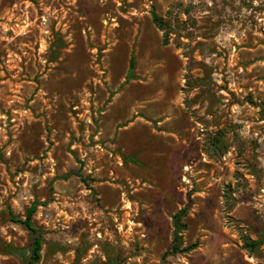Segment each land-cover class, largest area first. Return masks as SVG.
<instances>
[{
	"label": "rangeland",
	"instance_id": "rangeland-1",
	"mask_svg": "<svg viewBox=\"0 0 264 264\" xmlns=\"http://www.w3.org/2000/svg\"><path fill=\"white\" fill-rule=\"evenodd\" d=\"M33 204L36 264H264V0H0V264Z\"/></svg>",
	"mask_w": 264,
	"mask_h": 264
},
{
	"label": "trees",
	"instance_id": "trees-1",
	"mask_svg": "<svg viewBox=\"0 0 264 264\" xmlns=\"http://www.w3.org/2000/svg\"><path fill=\"white\" fill-rule=\"evenodd\" d=\"M153 21L159 28H164L161 19L155 12H153ZM135 65V59L132 58L130 62V73L134 71ZM38 206V204H33L31 208H29L25 217H18L11 214L12 221L22 224L33 235V247L31 249L28 264H36V262L41 259V252L44 246V232L34 224V216L38 210ZM189 209L190 207L189 205H187L174 216V235L172 241V250L170 252H167L165 254V257L169 255L189 253L198 247V242L186 248L183 247L182 233L186 229V225L183 224L182 220L187 217ZM263 243L264 241L251 240L248 246L251 248V251H256L258 247L261 246V244Z\"/></svg>",
	"mask_w": 264,
	"mask_h": 264
}]
</instances>
